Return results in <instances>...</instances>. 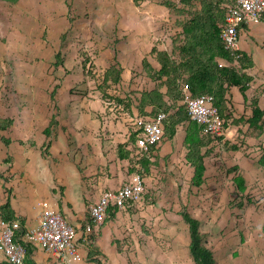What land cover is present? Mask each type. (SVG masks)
<instances>
[{
    "label": "rangeland",
    "instance_id": "rangeland-1",
    "mask_svg": "<svg viewBox=\"0 0 264 264\" xmlns=\"http://www.w3.org/2000/svg\"><path fill=\"white\" fill-rule=\"evenodd\" d=\"M164 1L179 7L178 0H0V124L10 121L0 131L9 140L6 150L0 141V181L21 184L18 169L27 164H53L52 159L61 164L65 156L75 165L77 159L83 161L84 147L77 144L71 151L64 140L70 142L69 135L48 129L51 116L58 115L67 132H82L81 137L95 130L94 121L98 127V119L113 142L126 130L134 115L106 99L113 92L125 99L159 90L152 49L171 55L185 39L177 22L187 12L176 15ZM193 5L197 14L198 0ZM111 65L124 70L123 81L104 99L99 88L106 92L102 74ZM249 74L264 107V72ZM53 90L57 94L52 97ZM226 91L224 119L228 129L237 131L235 137L204 145V172L196 186L183 141L191 124L175 131L157 162L147 165L145 194L137 206L108 214L102 225L110 228V244L121 253L117 262L107 264H192L182 214L195 220L214 264H264V129L254 132L244 101L233 88ZM81 115L88 126L73 124ZM166 142L163 136L161 144ZM104 153L111 159L113 149ZM123 173V180L130 176Z\"/></svg>",
    "mask_w": 264,
    "mask_h": 264
},
{
    "label": "trees",
    "instance_id": "trees-1",
    "mask_svg": "<svg viewBox=\"0 0 264 264\" xmlns=\"http://www.w3.org/2000/svg\"><path fill=\"white\" fill-rule=\"evenodd\" d=\"M3 1L15 3L17 0ZM195 1L197 0H178L179 7L168 1L163 2V6L176 15L187 12L186 18L177 22V26L182 30L185 39L180 47L172 49L173 51L171 52V55H168L166 52H157L155 49H152L151 52L156 53L157 62L159 64V70L155 72L156 76L161 79V84H159L158 87H164L166 93L160 94L159 90L156 89L145 95L144 92H141L140 95L144 102L145 98L148 97L150 103L153 105L154 116L159 112L168 114L166 109H177L175 114L167 115L168 119L166 118L163 122V126L166 125L163 130L164 137L172 139L175 135V127L179 125L184 126L186 123H189V125L191 124V130L185 131V160L193 168L192 178L194 185L198 186L197 184H199L204 172V169L202 168V149L204 148V145L209 142L212 144V147L214 144L220 143L224 137L212 138L209 135H204L201 129L190 120L186 107L183 104L185 92H188L193 98L206 94L214 96V107L223 121V131H226L228 129L227 122L224 119V115L227 112L225 111L227 104L226 88H238L242 99L245 100V92L249 88L251 78L248 77L243 70L251 67L252 64L243 52H240L239 50L236 52L229 51L219 38V26L224 22L226 9L235 8L237 0H198L199 10L197 14L192 12ZM215 11L221 16V18H219L220 24L218 23ZM245 28L246 26L243 25V23L239 22L237 24V30L239 33L241 29L243 31ZM218 61H222L226 66H222ZM102 80L108 88H106V92H103L102 88L99 89L102 92V98L106 99L107 95L111 96L108 91H111L113 86L119 85L121 82L120 70L115 66L109 67L102 74ZM53 94L54 91L51 95L52 97ZM163 97L166 98V102L163 101ZM106 100H111L115 103L114 106L117 108H124L127 105V113L129 116L131 115L129 103L121 104V101L116 99L114 95ZM245 104L251 113L250 117L247 119L249 127L252 128L254 132L263 131L264 110L259 108L255 98L249 100L248 104ZM143 105L144 104L141 103L139 104L140 107L142 106L139 110H142ZM139 114L140 115L137 118L148 117L141 116L143 115L141 111H139ZM7 122L10 123L8 120H3L1 122L0 131L3 132L7 129ZM54 125L55 123L52 118L48 129ZM128 130L129 135L124 145V153L125 156L128 157L131 166V176L134 174L140 175L145 184V173L147 172L146 167L147 165H150L153 160L157 162L158 157L156 151L162 143L163 136L158 144L147 146L146 149H140L137 146V141L144 136L142 128L138 126L134 127L130 123ZM257 134L259 133L257 132ZM203 140H206V142ZM0 141L6 149L9 140L2 136L0 137ZM47 147H49V145H47ZM209 149L211 150V148ZM10 159L11 158H9V160ZM130 179L131 178L125 181L123 185L127 184ZM5 180L7 179L5 178ZM144 194L145 186L141 198H143ZM139 201H131L127 203L124 211L135 208ZM8 207L9 202L5 205L4 209L0 210V219L15 220L8 210ZM116 210L118 209L114 206H110L107 209L104 223L108 214H115L114 211ZM182 216L189 229V251L192 257V264H214L211 251L202 245V237L197 229L195 220H192L186 214H182ZM84 226L85 224L82 226L81 230H83ZM24 231L25 230L21 225L20 231L16 232L15 240L24 247L27 260L28 254L36 247L24 239ZM95 238L96 236L89 237L88 249L94 245ZM94 263L101 264L98 260Z\"/></svg>",
    "mask_w": 264,
    "mask_h": 264
},
{
    "label": "crops",
    "instance_id": "crops-1",
    "mask_svg": "<svg viewBox=\"0 0 264 264\" xmlns=\"http://www.w3.org/2000/svg\"><path fill=\"white\" fill-rule=\"evenodd\" d=\"M241 32L239 34L238 50L240 52H243L249 58L252 64L251 67L243 70V72L251 78L249 88L245 92L246 101L242 99L238 88L233 87V89L244 101V106L246 108L247 106L245 103L248 104L249 100L255 98L259 108L261 110H264V107L261 106V98L263 97V95L257 90V88L253 87L254 77L249 74V71L254 69H260L264 72V19L259 23L249 24ZM116 68L120 70L121 84L123 81L124 70L121 67ZM119 85L113 86L112 88H116ZM163 88L164 87H161L159 89L160 94L166 93L165 88L164 90H162ZM140 94V92L138 94L131 93V95L125 97V99L120 98L118 94L114 93L113 95L116 99H119L121 101V104H130V114L134 115L133 118H137L140 115L139 111H141L143 114L141 116H148L146 118H151L152 116H154L153 105L150 103L148 97L145 98L144 102L143 98L141 99ZM162 99L166 102V98L163 97ZM140 103L144 104L142 110H139V108L142 107L139 106ZM127 107V105L126 107H124L126 108V111H128ZM134 110L136 111L135 114ZM175 113L176 111L171 114ZM167 115L169 116V112ZM52 118L55 125L51 128L54 127V129L59 132L61 137H63V134L66 133V135H69L71 138L70 142L67 141L66 138H64L66 142L65 146H68L70 144L69 148L71 149V151H74L76 149L77 144L79 147H84L85 152L83 154V161L77 159V164L75 165L74 163L69 161L68 157L65 156L63 161H61V164H57V162H55V160L53 159V164H48L46 162L39 163L38 166L34 164H27L26 168L18 169V175L23 177V180H21V184L16 185V181L11 179H4L3 181H0V192L3 193H0L1 196L3 195L2 197L0 196V210L4 209L5 205L9 202L8 210L10 211L11 215H13L14 219L19 221L24 230L32 229L37 226L40 216L38 203L42 200L48 201L53 208L61 213V215L67 220L70 225H72L75 229L80 230L88 220V207L92 203L96 202L103 192L118 190L123 185V183L127 181L131 176V166L128 157L125 156L124 153V145L129 135V126L125 127L126 130H123L122 133L118 132L119 134L117 135L116 140L113 142V140L111 141V136H108L107 132H103L101 130L103 124L101 123L102 121H100L98 118V127H96L97 124L94 121L93 128H95V130H91L86 133L85 137L80 136L82 132L77 133L69 130L67 132L66 128L64 127L67 125H60L58 115L51 116L48 121V126ZM73 121V124L76 127H79L83 124L88 126V118H86L85 116H76ZM182 128L183 126L179 125L175 127V131L181 132ZM225 133L226 136L221 141L222 143L230 141L231 138L235 137L234 135H236L237 131L235 129L229 128L225 131ZM55 137L56 134L53 135L52 139H54ZM78 137L80 139L76 140V138ZM176 137L181 140L180 136ZM72 138L75 141H72ZM166 139L168 140V142L161 144L158 147L156 151L157 157L158 155L161 156L160 154L165 149V146L175 138L168 139L166 137ZM183 141L181 142L182 146ZM74 142H76V145ZM50 147H52V144L50 145ZM87 147L89 148L88 150ZM109 148L113 149V155H110L111 159H108V154L104 153V151L108 150ZM75 160L76 158L74 159V161ZM124 170L130 176L123 180L122 176L124 174ZM59 187H61L62 191L59 190ZM110 234V228L101 226L98 229L94 245H92L89 249L87 247L89 246V243L83 242L79 239L80 252L83 256V264H95L94 262L96 260L100 261L101 264L118 261L117 257H121L117 256L121 255V253L119 252L120 249L118 248L117 244L115 246L110 244ZM26 262L27 264H66L60 262L56 258L52 257L51 255L47 254L37 247L35 249H32L31 253L28 254ZM0 264H7L1 254Z\"/></svg>",
    "mask_w": 264,
    "mask_h": 264
},
{
    "label": "built area",
    "instance_id": "built-area-1",
    "mask_svg": "<svg viewBox=\"0 0 264 264\" xmlns=\"http://www.w3.org/2000/svg\"><path fill=\"white\" fill-rule=\"evenodd\" d=\"M264 19V0H237L235 8H227L224 22L219 26V38L225 47L238 51L239 22L248 26ZM242 31V29H241ZM240 31V32H241ZM183 104L187 114L204 135L212 138L225 137L223 121L214 107V96L210 94L196 98L185 92ZM167 114L159 112L152 118H132L131 125L141 127L144 133L137 141L140 149L153 146L160 142L163 136V122ZM144 190V181L138 174L132 175L130 181L118 190L106 191L88 209V222L83 230H77L70 225L61 213L53 208L48 201L38 203L40 216L35 228L24 231V239L33 246L66 264H83L79 239L88 243L90 236H97L98 229L103 225L106 211L110 206L124 210L131 201H139ZM18 220L0 219V254L8 264H27L24 247L15 240L16 232L20 231Z\"/></svg>",
    "mask_w": 264,
    "mask_h": 264
}]
</instances>
